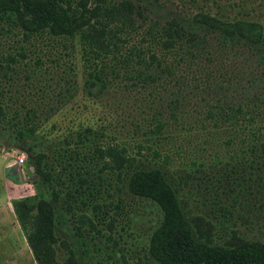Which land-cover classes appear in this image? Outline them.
I'll return each mask as SVG.
<instances>
[{
	"label": "trees",
	"instance_id": "obj_1",
	"mask_svg": "<svg viewBox=\"0 0 264 264\" xmlns=\"http://www.w3.org/2000/svg\"><path fill=\"white\" fill-rule=\"evenodd\" d=\"M245 3L0 0V122L53 140L32 153L42 192L13 201L38 264H264V21ZM140 199L158 220L136 251Z\"/></svg>",
	"mask_w": 264,
	"mask_h": 264
},
{
	"label": "rangeland",
	"instance_id": "obj_2",
	"mask_svg": "<svg viewBox=\"0 0 264 264\" xmlns=\"http://www.w3.org/2000/svg\"><path fill=\"white\" fill-rule=\"evenodd\" d=\"M243 2H246L247 13L251 11L250 17L264 21V0H198V2L180 0L181 5L185 4L192 9L204 8L215 13L225 11L231 15L243 11L241 7ZM8 125L7 122H0V264H38L17 220L13 201L42 192V185L39 181L36 182L38 174L32 160V153L34 149L52 144L53 140L49 137L50 134L43 132L35 140L20 141L16 137L15 130ZM21 155H25V163L22 165L17 164V159ZM11 162L14 165V171L10 168L6 169ZM35 176H37L36 179ZM139 201L141 214L134 221L133 230L142 235L138 237V240H134L136 244H131L132 249L136 251L139 244L142 246L147 242V231L158 220L157 205L145 199ZM119 225L121 228V224ZM59 232L63 237L69 235L67 226L64 229L60 228ZM63 254L64 251L59 249V255ZM127 255L133 256V252L129 251Z\"/></svg>",
	"mask_w": 264,
	"mask_h": 264
},
{
	"label": "built area",
	"instance_id": "obj_3",
	"mask_svg": "<svg viewBox=\"0 0 264 264\" xmlns=\"http://www.w3.org/2000/svg\"><path fill=\"white\" fill-rule=\"evenodd\" d=\"M17 163L20 164V165L25 163V155L19 156L18 159H17Z\"/></svg>",
	"mask_w": 264,
	"mask_h": 264
},
{
	"label": "crops",
	"instance_id": "obj_4",
	"mask_svg": "<svg viewBox=\"0 0 264 264\" xmlns=\"http://www.w3.org/2000/svg\"><path fill=\"white\" fill-rule=\"evenodd\" d=\"M10 164V166H6V169H8L9 170V168H10V170L11 171H14V165H13V163L11 162V163H9ZM18 164V163H17ZM15 212V211H14ZM9 229V228H8Z\"/></svg>",
	"mask_w": 264,
	"mask_h": 264
},
{
	"label": "water",
	"instance_id": "obj_5",
	"mask_svg": "<svg viewBox=\"0 0 264 264\" xmlns=\"http://www.w3.org/2000/svg\"><path fill=\"white\" fill-rule=\"evenodd\" d=\"M37 178V176H35V179Z\"/></svg>",
	"mask_w": 264,
	"mask_h": 264
}]
</instances>
